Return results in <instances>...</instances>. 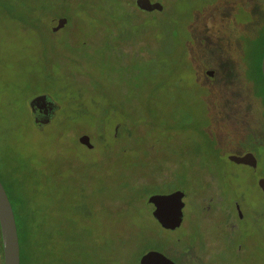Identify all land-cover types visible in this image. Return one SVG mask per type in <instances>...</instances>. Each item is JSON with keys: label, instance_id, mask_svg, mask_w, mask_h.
I'll return each mask as SVG.
<instances>
[{"label": "rangeland", "instance_id": "1", "mask_svg": "<svg viewBox=\"0 0 264 264\" xmlns=\"http://www.w3.org/2000/svg\"><path fill=\"white\" fill-rule=\"evenodd\" d=\"M151 1L163 12L0 0V179L21 264L51 251L72 264H165L141 263L149 251L184 264L207 242L206 261L185 264H264L263 87L242 73L260 58L264 0ZM55 18L66 24L52 31ZM37 95L56 105L44 129L28 113ZM245 150L255 169L228 160ZM176 191L183 221L163 230L148 199Z\"/></svg>", "mask_w": 264, "mask_h": 264}, {"label": "water", "instance_id": "2", "mask_svg": "<svg viewBox=\"0 0 264 264\" xmlns=\"http://www.w3.org/2000/svg\"><path fill=\"white\" fill-rule=\"evenodd\" d=\"M136 5L140 10L151 12L161 11L162 5L158 2H151L150 0H136ZM66 19H54L50 24L52 31H57L64 27ZM261 73L264 78V53L260 63ZM205 75L213 77L214 71L206 70ZM48 106L49 109L55 108L56 105L49 100L48 97L37 95L29 101V109L33 116V121L38 129L49 123V118L40 119L39 114H45L44 107ZM52 113V112H51ZM78 142L90 149V140L85 134L78 137ZM228 160L236 163L255 168L257 165L256 158L252 152H246L243 155H230ZM259 189L264 193V179L257 181ZM184 193L176 191L170 194H156L148 199V203L152 206V217L156 223L165 230L173 231L177 229L183 221L182 209L184 207ZM240 214V213H239ZM0 239L2 246V261L3 264H20V248L18 241L17 228L14 218L13 209L7 193L0 181ZM149 256L159 259L165 264H172L162 254L149 251L141 259L143 263Z\"/></svg>", "mask_w": 264, "mask_h": 264}, {"label": "trees", "instance_id": "3", "mask_svg": "<svg viewBox=\"0 0 264 264\" xmlns=\"http://www.w3.org/2000/svg\"><path fill=\"white\" fill-rule=\"evenodd\" d=\"M4 8H5V9H9V8H10L9 4H8V6H4ZM257 34L259 35V37H260V39H261V42H262V40H264V30H263L261 27L257 30ZM260 52H261V54H260L259 61H258L257 63L251 64V65H248V70H247L245 73H244V72H242V73H243V74H246L247 72H250L252 75L256 76V77L259 79V82L261 83V85H262V87H263V89H262V93H263V100H264V78H263V75H262V73H261V69H260V63H261V59H262V56H263V53H264V43H263V45H262V47H261ZM214 65H215V63H211L209 66L206 67V69H213ZM206 69H205V70H206ZM209 78H210V77H209ZM262 104H263L262 107H263V109H264V102H263ZM28 113L30 114L29 116H30L31 120H33V119H32V114H31L30 110L28 111ZM261 115H262L263 122H264V110H263V113H261ZM48 125H49V123H48L47 125L43 126L42 128L44 129V128H46ZM247 128H249V127L246 126V125H244V139H243V141H245V140L248 141V140H249V139H248V135H249V134H248V131H249V130H247ZM247 147H248V146H247ZM245 151H246V150H245ZM0 181H1V183H2V185H3V187H4V189H5V191H6V193H7V196H8V198H9V200H10V197H9L8 191L6 190L5 185L3 184V182H2L1 179H0ZM11 192H12L13 194H17L18 192L21 194L20 189L18 190V189L15 188V187L11 189ZM23 202H24V199H22V203H23ZM10 203H11V201H10ZM11 206H12V209H13L14 218H15V223H16V228H17L18 241H19V248H20V264H21V258H22V254H23V252H22V248H21V244H20V238L23 239L24 234H23V232L21 233V235H20V233H19V230H18V221H17V217H19V215H18V212H17V214L15 213L12 203H11ZM24 232H25V231H24ZM52 250H53V249H52ZM51 256H53V251H51V255H50V253L48 252V254H47V256H46V258L48 259L46 264H72V262H73V259L68 260V259H66L65 257L62 258L61 256H60V258H58V259H56V258L54 257V260H52V259H51ZM50 261H51V262H50ZM0 264H3V261H2V246H1V239H0Z\"/></svg>", "mask_w": 264, "mask_h": 264}, {"label": "flooded vegetation", "instance_id": "4", "mask_svg": "<svg viewBox=\"0 0 264 264\" xmlns=\"http://www.w3.org/2000/svg\"><path fill=\"white\" fill-rule=\"evenodd\" d=\"M130 1V7H131V10H134L135 9V11H137V12H139L141 15H145V14H148V15H153V14H158V13H161V12H163V10H164V6H163V4H161L162 5V10L161 11H156V10H154V11H151V12H146V11H143V10H140L138 7H137V5H136V0H129ZM151 1V0H150ZM151 2H154V1H151ZM159 3V2H158ZM137 19L139 18V17H136ZM56 19V18H55ZM140 19V18H139ZM60 29H62V28H60ZM207 76V75H206ZM208 77V76H207ZM53 110H54V108H52V109H49V107L48 106H46V107H44V111H45V114H43V113H40L39 114V118L42 120V119H46V118H50V116H51V112H53ZM88 149V148H87ZM247 151H245V152H243L241 155H243V154H245ZM249 167V166H248ZM251 168V167H250ZM256 168V167H255ZM255 168H252V169H255ZM259 179H263V178H261V177H259L258 178V180ZM257 180V181H258ZM236 206V205H235ZM150 207H151V211H152V206L150 205ZM235 210H236V208H235ZM236 219H239V220H242L243 219V216H241L240 214H239V212H238V210H236ZM239 214V215H238ZM235 227V225H233V223H231V222H229V225L227 224L226 225V233L228 234L227 236L228 237H230L231 236V233H233V230L235 229L234 228ZM228 228V229H227ZM163 230H165V229H163ZM176 230V229H175ZM168 231V230H167ZM174 231V230H173ZM227 237V238H228ZM200 248V249H199ZM203 248H204V250H203ZM205 248H209V245H208V242L206 243V244H199V247H195L194 249L196 250L195 252H189L188 251V249L186 248L185 250H184V252L185 253H181L180 254V257L184 260L183 261V263L185 264L186 263V261L187 260H189V261H191V260H193V261H195L196 259H197V261L198 262H201V261H206V258H207V253H205L204 251H205ZM203 252V253H202ZM164 257L168 260V261H170L172 264H175L171 259H169L168 257H166L165 255H164Z\"/></svg>", "mask_w": 264, "mask_h": 264}]
</instances>
